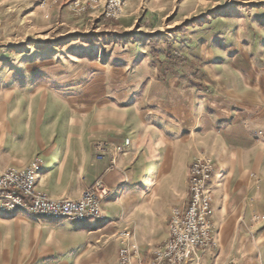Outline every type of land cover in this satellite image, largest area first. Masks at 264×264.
<instances>
[{"label":"crops","instance_id":"crops-1","mask_svg":"<svg viewBox=\"0 0 264 264\" xmlns=\"http://www.w3.org/2000/svg\"><path fill=\"white\" fill-rule=\"evenodd\" d=\"M138 11L131 3L124 14L138 23ZM120 78L111 80L120 84L113 101L92 122L87 109L78 130L71 111L60 127L46 122L40 107L26 118L21 106L0 107V169L40 160L37 188L56 200H77L98 180L111 193L102 219L84 224L39 220L25 211L1 214L0 264L46 253L52 259L61 253L53 264H118L122 231L138 246L135 264H151L168 239L172 210L187 207L190 166L202 157L215 164L208 186L214 245L185 264H264V86H226L220 96L186 86L192 78L182 75ZM133 82L145 85L140 91L124 85ZM59 131L63 138H54ZM99 142L110 145L101 161ZM56 242L64 245L51 248Z\"/></svg>","mask_w":264,"mask_h":264},{"label":"rangeland","instance_id":"rangeland-1","mask_svg":"<svg viewBox=\"0 0 264 264\" xmlns=\"http://www.w3.org/2000/svg\"><path fill=\"white\" fill-rule=\"evenodd\" d=\"M72 1L0 0V107L21 106L25 118L40 107L60 127L71 111L78 130L87 109L92 122L113 101L120 84L111 80L121 75H182L195 80L186 86L220 96L226 86H264V0H134L138 23L102 9L76 15ZM59 254L17 264H53Z\"/></svg>","mask_w":264,"mask_h":264},{"label":"built area","instance_id":"built-area-1","mask_svg":"<svg viewBox=\"0 0 264 264\" xmlns=\"http://www.w3.org/2000/svg\"><path fill=\"white\" fill-rule=\"evenodd\" d=\"M58 0H54L57 2ZM134 0H73L70 9L76 15L90 10H103V16L119 20ZM129 145V140H126ZM97 160H103L110 150L106 142L95 145ZM40 160L23 169H0V210L13 214L25 211L32 216L51 221L68 220L84 224L103 217L102 205L111 193L102 180L84 190L77 200H56L37 188L41 171ZM215 172L214 161L202 157L190 166L188 204L174 208L168 224L169 236L155 253L151 264H185L199 249H210L213 243V196L208 186ZM118 264H135L138 246L133 235L122 231L118 235Z\"/></svg>","mask_w":264,"mask_h":264}]
</instances>
